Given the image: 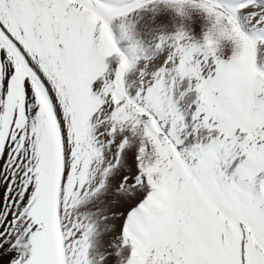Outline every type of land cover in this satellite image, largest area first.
Listing matches in <instances>:
<instances>
[{"label": "snow or ice", "instance_id": "obj_1", "mask_svg": "<svg viewBox=\"0 0 264 264\" xmlns=\"http://www.w3.org/2000/svg\"><path fill=\"white\" fill-rule=\"evenodd\" d=\"M0 264H264V0H0Z\"/></svg>", "mask_w": 264, "mask_h": 264}]
</instances>
